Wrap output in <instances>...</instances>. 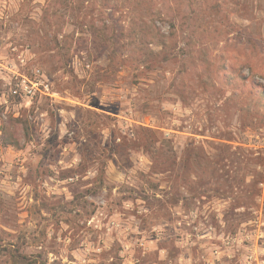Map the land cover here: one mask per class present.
Returning a JSON list of instances; mask_svg holds the SVG:
<instances>
[{"label": "rangeland", "instance_id": "obj_1", "mask_svg": "<svg viewBox=\"0 0 264 264\" xmlns=\"http://www.w3.org/2000/svg\"><path fill=\"white\" fill-rule=\"evenodd\" d=\"M0 264H264V0H0Z\"/></svg>", "mask_w": 264, "mask_h": 264}, {"label": "built area", "instance_id": "obj_2", "mask_svg": "<svg viewBox=\"0 0 264 264\" xmlns=\"http://www.w3.org/2000/svg\"><path fill=\"white\" fill-rule=\"evenodd\" d=\"M38 73V71H37ZM30 83V86L26 83V79H22L17 86L18 89H13V94L14 95H18L21 97V94H23L25 97H29V98H32V96L34 95L35 93V90H37L36 86H37V83L35 82H29ZM20 90V92H19Z\"/></svg>", "mask_w": 264, "mask_h": 264}]
</instances>
